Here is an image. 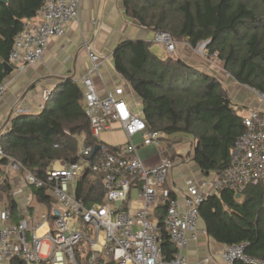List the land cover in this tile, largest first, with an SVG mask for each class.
<instances>
[{
	"label": "trees",
	"instance_id": "16d2710c",
	"mask_svg": "<svg viewBox=\"0 0 264 264\" xmlns=\"http://www.w3.org/2000/svg\"><path fill=\"white\" fill-rule=\"evenodd\" d=\"M122 2L130 19L153 32H168L193 48L210 41L209 53L219 56L236 83L264 93V0ZM43 3L0 2V84L9 75L3 63H9L16 35ZM152 44L145 40L120 43L112 57L116 73L140 98L141 116L149 129L160 131L163 139L174 135L192 137L193 152L188 153V159L204 176L222 172L231 164V149L246 130L227 89L218 78L181 59L159 57L152 52ZM58 92L63 98L55 102L53 97ZM83 102L84 94L69 81L51 93L39 115L13 119L10 130L1 138L6 157L0 164L12 158L26 171L43 178L55 161H78V137L84 138L87 147L100 143L92 135ZM10 191L12 183L6 180L0 187V200L6 198L12 214H17ZM36 194L41 201L50 202L44 190H36ZM77 196L89 207L102 203L105 193L100 179L86 172L78 181ZM242 196L243 200H238L231 190L209 196L200 207V218L209 237L226 246L245 244L248 256L264 261V183L248 186ZM162 234L164 260L168 262L176 248L164 228Z\"/></svg>",
	"mask_w": 264,
	"mask_h": 264
},
{
	"label": "built area",
	"instance_id": "2783aa9c",
	"mask_svg": "<svg viewBox=\"0 0 264 264\" xmlns=\"http://www.w3.org/2000/svg\"><path fill=\"white\" fill-rule=\"evenodd\" d=\"M82 2L44 0L38 19L26 22L16 35L9 64L20 72L38 65L50 40L65 36L67 26L78 20ZM153 43L168 55L176 52V41L168 32H153ZM87 49L94 70H98L101 55ZM83 84L92 135L99 141L103 132L118 124L128 143L112 150L100 142L94 156L96 146L86 147L78 161H58L43 178L8 158L6 176L13 170L24 173V187L14 194L16 200L20 196L31 199L33 190H44L55 204L36 225L28 219L11 223L13 214L9 207L0 209V264H188L184 250L189 242L206 234L198 229L200 207L206 199L223 190L239 195L248 186L264 183V93L242 85L255 105L242 116L246 130L231 149L229 167L199 180L190 178L186 189L179 190L167 187L176 161L165 158L160 165L147 169L135 143L140 138L143 147L161 148L162 133L149 129L141 114L135 113L121 97L122 90L101 97L90 75L83 78ZM6 87L4 82L0 84V100ZM5 157L0 146V161ZM86 172L100 179L105 193L104 201L92 207L77 196L78 181ZM163 228L176 248L168 262L162 248ZM44 246L47 249L43 255ZM245 251V244L227 246L222 259L231 264H264Z\"/></svg>",
	"mask_w": 264,
	"mask_h": 264
},
{
	"label": "crops",
	"instance_id": "0c3cea01",
	"mask_svg": "<svg viewBox=\"0 0 264 264\" xmlns=\"http://www.w3.org/2000/svg\"><path fill=\"white\" fill-rule=\"evenodd\" d=\"M39 11L34 18L26 20L25 23L37 20ZM152 33L153 31L139 25L127 16L122 0H83L78 20L67 26L65 36L50 40L42 61L38 65L27 67L22 72L14 69L12 73L8 72L4 66L9 75L3 81L7 86L6 94L0 100V142L1 138L10 130L13 119L22 115H39L47 105L51 93L66 82L70 81L76 84L85 94L83 78L88 75L92 78L101 97H105L108 92L122 90L121 97L125 99L135 113L141 114L142 102L140 98L130 85L116 73L112 57L115 49L123 41L145 40L153 43ZM88 47L101 55L103 59L98 70H94V65L89 59ZM5 63L7 62H4L3 65ZM233 84H236V86H232V89L237 88L234 91L232 90L233 93L229 96L234 108L242 117L255 105V102L249 97V93L244 90L242 85L234 81ZM61 93L58 92L53 97L55 102L63 98ZM128 93L140 109L137 110L132 101L128 100ZM83 104L85 105V101ZM115 126L119 127L118 124L113 127ZM167 139H171V137ZM167 139H163V145ZM138 140L141 142L140 138H136L135 143ZM191 141H193V138ZM78 145L80 156V153L87 147L84 146L83 137H78ZM170 145L161 148L149 147L160 153V157L158 156L159 158L155 159L153 167L160 165L161 161L166 158L164 149L166 147L170 149ZM116 147H121V145L112 148ZM173 148L174 146H172V150ZM175 154L179 157L176 159L175 168L177 167L180 170L175 173V168H173L168 178V188L185 190L188 179L199 180L205 177L193 161H190L188 157L187 159L180 157L183 155L181 150H178ZM58 161L53 162L51 165ZM5 169L6 163L0 164V187L6 180L12 183V196L17 204V214H13L11 223L17 224L22 219H28L31 224H39L43 221L44 215L51 206H54L55 200L50 198V202L48 200V202L41 201L36 194V190H33L31 199L20 196L16 200L14 194L24 187V173L13 170L6 176ZM10 174H15L14 180ZM239 195H236L237 199L243 200L242 194ZM5 200L6 198L0 200V209L6 205ZM36 206L42 209L39 212L40 217L35 214ZM198 229L199 231H206V225L202 218L199 220ZM44 230L45 228L40 230L39 234H42ZM226 247V245L220 244L209 237L206 232V234H200L197 241L189 242L183 253L188 264H231L222 259V253ZM207 259L210 262L206 263L205 260Z\"/></svg>",
	"mask_w": 264,
	"mask_h": 264
},
{
	"label": "rangeland",
	"instance_id": "374dc122",
	"mask_svg": "<svg viewBox=\"0 0 264 264\" xmlns=\"http://www.w3.org/2000/svg\"><path fill=\"white\" fill-rule=\"evenodd\" d=\"M175 41H176V52L173 55H168L165 51H163L155 43L152 44V52L158 55L159 57H163L165 59L172 58L175 60L176 59L183 60L185 63L189 64L190 66L194 67L200 72H203V73H206V74H209L211 76L218 78L223 83L225 88L228 89L227 91L229 95L233 93L234 89L237 87H234V89H232L233 88L232 86H236V84H233L234 80L225 70L224 62H222L219 59V56L217 54L211 55L209 53L207 46L210 43V41L201 42L194 48L188 45L186 40H181V41L175 40ZM244 90L247 92L246 88H244ZM128 100L132 101V104L137 110L140 109L139 106L138 107L136 106L135 102L133 101V97L130 95V93H128ZM162 136L164 137L163 134ZM186 138H188L189 140ZM191 139L192 138L187 137V136H176V135L172 136L171 139H167L166 142H164V145L162 146L165 147V145L166 146H168L169 144L171 145H170V149L169 147L168 148L166 147L164 149L165 157L173 159V160L178 159L179 157L175 154L178 150H181V153H183V155L180 156L183 159H186L185 156L188 154V152H190L189 155H192L194 141H191ZM99 142L107 146H110V147L120 146V145L125 146L128 143V139L124 131L121 128L115 126L113 127L112 130L103 132L99 137ZM139 142L140 140L136 141V144L140 148L139 154L146 168L150 169L153 167L155 159L160 157V153H158L157 151L155 152L152 148L141 146ZM172 146H174L173 150H172ZM175 155L176 157L173 158ZM179 170L180 169L176 167L174 171L175 173H177ZM10 176L14 180L13 177H15V174H10ZM9 194L12 196L13 195L12 191H10ZM135 198H136V194H134L133 199ZM120 205L121 204H117V207H120ZM36 208L37 210L35 211V214L36 216L39 215L40 217L39 212H41L42 209L39 206H36ZM46 249H47V246H44V249L42 251L43 255L46 253Z\"/></svg>",
	"mask_w": 264,
	"mask_h": 264
},
{
	"label": "water",
	"instance_id": "95a60500",
	"mask_svg": "<svg viewBox=\"0 0 264 264\" xmlns=\"http://www.w3.org/2000/svg\"><path fill=\"white\" fill-rule=\"evenodd\" d=\"M7 0H0V2H6ZM4 66L7 68L8 72L12 73L14 68L9 64V63H5ZM100 146H96L93 156L96 154V152L99 150ZM240 196V195H239Z\"/></svg>",
	"mask_w": 264,
	"mask_h": 264
}]
</instances>
